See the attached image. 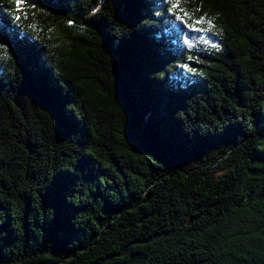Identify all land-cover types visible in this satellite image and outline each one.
<instances>
[{
    "label": "trees",
    "instance_id": "trees-1",
    "mask_svg": "<svg viewBox=\"0 0 264 264\" xmlns=\"http://www.w3.org/2000/svg\"><path fill=\"white\" fill-rule=\"evenodd\" d=\"M181 7L0 0V264H264V0Z\"/></svg>",
    "mask_w": 264,
    "mask_h": 264
},
{
    "label": "snow or ice",
    "instance_id": "snow-or-ice-1",
    "mask_svg": "<svg viewBox=\"0 0 264 264\" xmlns=\"http://www.w3.org/2000/svg\"><path fill=\"white\" fill-rule=\"evenodd\" d=\"M17 6L21 4V0H16ZM169 8L168 11L172 12L176 15L178 20L186 21L189 17V13L181 7V0H168ZM204 20V17H200L199 19L194 21L195 25H199ZM188 27L194 31H200L201 29L196 28L193 24H189ZM191 46V45H190Z\"/></svg>",
    "mask_w": 264,
    "mask_h": 264
}]
</instances>
